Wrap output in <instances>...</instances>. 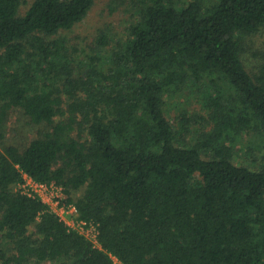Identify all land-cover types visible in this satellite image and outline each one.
<instances>
[{
    "label": "trees",
    "instance_id": "obj_1",
    "mask_svg": "<svg viewBox=\"0 0 264 264\" xmlns=\"http://www.w3.org/2000/svg\"><path fill=\"white\" fill-rule=\"evenodd\" d=\"M122 2L124 37L77 53L96 0H0V264H264V0Z\"/></svg>",
    "mask_w": 264,
    "mask_h": 264
},
{
    "label": "rangeland",
    "instance_id": "obj_2",
    "mask_svg": "<svg viewBox=\"0 0 264 264\" xmlns=\"http://www.w3.org/2000/svg\"><path fill=\"white\" fill-rule=\"evenodd\" d=\"M31 3L32 0H29V4L24 6L23 11H26ZM127 7L122 0H96L95 6L85 20L72 30L65 32L64 35L77 53L89 48L97 38L99 31L108 32L114 39H122L130 22V14L126 13ZM244 46V60L250 71H256L257 67L264 64V29L253 39L249 38ZM16 119L17 116L14 113L9 126L15 130L10 132V136L15 139H20V136L25 138L28 135V129L26 126L22 127L20 123L17 124ZM28 136L34 137V134L29 133ZM16 190H21V187H17ZM88 238L95 239L94 236H88ZM51 264L58 263L52 262Z\"/></svg>",
    "mask_w": 264,
    "mask_h": 264
},
{
    "label": "built area",
    "instance_id": "obj_3",
    "mask_svg": "<svg viewBox=\"0 0 264 264\" xmlns=\"http://www.w3.org/2000/svg\"><path fill=\"white\" fill-rule=\"evenodd\" d=\"M24 182L21 187V191L28 194L30 197H40L44 203L50 206L51 211L56 213L62 221L68 224L73 229H78L79 232L84 233L88 236L97 237L96 229L93 224L87 226L85 221H79V212L74 205H63V193L62 189L55 185H47L35 181L32 177L24 174ZM96 242V239H94Z\"/></svg>",
    "mask_w": 264,
    "mask_h": 264
}]
</instances>
